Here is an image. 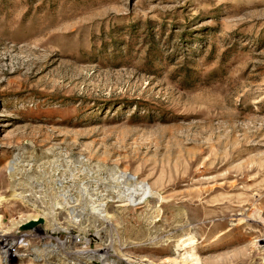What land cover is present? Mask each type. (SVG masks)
Returning <instances> with one entry per match:
<instances>
[{
    "label": "rangeland",
    "instance_id": "rangeland-1",
    "mask_svg": "<svg viewBox=\"0 0 264 264\" xmlns=\"http://www.w3.org/2000/svg\"><path fill=\"white\" fill-rule=\"evenodd\" d=\"M0 264H264V0H0Z\"/></svg>",
    "mask_w": 264,
    "mask_h": 264
},
{
    "label": "water",
    "instance_id": "water-1",
    "mask_svg": "<svg viewBox=\"0 0 264 264\" xmlns=\"http://www.w3.org/2000/svg\"><path fill=\"white\" fill-rule=\"evenodd\" d=\"M43 222V218L42 217H38V218H33V219H29L27 221H25L24 223H22V229H31L34 226H36L39 223Z\"/></svg>",
    "mask_w": 264,
    "mask_h": 264
}]
</instances>
